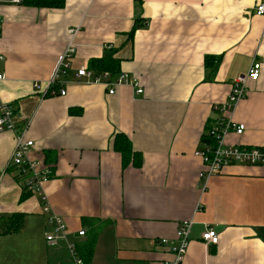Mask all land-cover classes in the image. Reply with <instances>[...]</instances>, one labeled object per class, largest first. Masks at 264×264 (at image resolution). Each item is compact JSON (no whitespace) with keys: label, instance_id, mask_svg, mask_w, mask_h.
<instances>
[{"label":"crops","instance_id":"obj_1","mask_svg":"<svg viewBox=\"0 0 264 264\" xmlns=\"http://www.w3.org/2000/svg\"><path fill=\"white\" fill-rule=\"evenodd\" d=\"M262 1L66 0L60 8L0 2V102L10 105L16 125L0 133V218L23 214L20 231L0 234V264H76L64 242L47 241L50 213L41 197L29 191L21 200L27 190L12 164L20 131L34 141L30 157L39 169L52 171L43 192L79 256L95 235L90 255L80 257L84 264H163L187 219L194 224L182 264H264V165L226 166L204 188V164L195 155L218 118L214 106L254 60L260 77L248 80L231 112L245 130L226 142L264 147V16L255 13ZM71 28L79 31L66 94L44 93ZM109 57L143 93L121 85L110 94L105 85L77 80L79 67ZM116 132L141 154L139 167L123 166ZM208 227L218 244L203 240Z\"/></svg>","mask_w":264,"mask_h":264},{"label":"built area","instance_id":"obj_2","mask_svg":"<svg viewBox=\"0 0 264 264\" xmlns=\"http://www.w3.org/2000/svg\"><path fill=\"white\" fill-rule=\"evenodd\" d=\"M3 0H0L2 2ZM11 3L23 4L24 0H8ZM257 15L264 16V1L257 4L255 8ZM2 28V21L0 19V31ZM79 31V28H71L69 30L72 38L66 50L59 56L58 62L55 65L51 78L47 82L44 93L51 94H66V81L64 77L72 68L71 60L73 59L76 47L73 41L74 36ZM261 62L254 60L249 67L246 74L240 75L236 78L228 99L214 106L218 113V118L207 129L205 134V146L198 149L195 155L200 157L203 161V170L200 174L202 185L205 188L209 179L217 174H220L226 166L234 163L246 165H264V147L259 146H245L233 145L226 142V137L229 133L235 132L240 135L245 130V125L236 122L231 117V112L239 101L243 99L248 91V80L257 81L260 77ZM76 77L79 82L87 84H102L108 87V92L114 94L116 88L121 85H130L135 88L137 94L143 93V88L137 78L128 72L120 71L116 74L109 70L96 71L86 66L79 67L76 71ZM5 72L0 71V80L5 79ZM37 89L41 86L38 83L34 85ZM16 131V125L13 120V110L9 104L0 102V133L5 131ZM34 146L33 140H28L25 137V132L20 131L16 133V144L12 156V164L17 167L18 173L23 180V186L28 191L37 193L43 201L42 211L50 213L48 223L50 230L46 233V239L50 244H57L64 242L66 248L76 264H84L80 258L77 246L74 242L68 239V227L64 218L52 212V207L48 203V198L43 192V185L51 177V169L45 167L42 171L39 169L40 162L30 157V152ZM194 221L187 219L179 224L176 232V244L169 247L172 258L165 260L163 264H182L187 253L190 234ZM85 230H79V235H85ZM203 240L208 244H218L219 234L213 227H208L202 234ZM170 240L168 238L161 239L163 245H168Z\"/></svg>","mask_w":264,"mask_h":264},{"label":"trees","instance_id":"obj_3","mask_svg":"<svg viewBox=\"0 0 264 264\" xmlns=\"http://www.w3.org/2000/svg\"><path fill=\"white\" fill-rule=\"evenodd\" d=\"M66 0H24L25 4L37 6V7H51L60 8L63 7ZM141 2V0H137ZM134 29L131 34H133ZM120 60L117 58H94L90 61L88 68H92L96 71L109 70L111 73L116 74L120 72ZM80 112V109L72 110L71 113ZM113 148L118 151L122 156V163L124 167L134 165L139 167L142 163L141 154L133 148L131 139L123 132H116L112 136ZM18 178L21 179V175L18 173ZM25 190H27L25 188ZM31 192L28 190L23 193L21 200L29 197ZM23 220V214L16 213L8 218H0V234L7 235L20 231ZM95 235L91 237L82 246H79L80 257L90 255L94 246Z\"/></svg>","mask_w":264,"mask_h":264}]
</instances>
